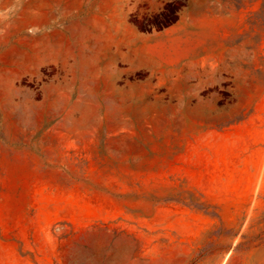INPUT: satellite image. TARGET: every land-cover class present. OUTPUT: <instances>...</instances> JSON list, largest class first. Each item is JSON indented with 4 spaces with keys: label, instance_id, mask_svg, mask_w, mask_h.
<instances>
[{
    "label": "rangeland",
    "instance_id": "rangeland-1",
    "mask_svg": "<svg viewBox=\"0 0 264 264\" xmlns=\"http://www.w3.org/2000/svg\"><path fill=\"white\" fill-rule=\"evenodd\" d=\"M18 1L0 0V264H264V0ZM75 11L78 62L56 32ZM134 33L144 60L108 55Z\"/></svg>",
    "mask_w": 264,
    "mask_h": 264
},
{
    "label": "bare ground",
    "instance_id": "bare-ground-1",
    "mask_svg": "<svg viewBox=\"0 0 264 264\" xmlns=\"http://www.w3.org/2000/svg\"><path fill=\"white\" fill-rule=\"evenodd\" d=\"M17 1V0H15ZM21 1V0H20ZM18 1V3L20 2ZM21 3V2H20ZM56 3V2H55ZM84 3V2H83ZM99 3V1L97 2ZM24 4V3H23ZM27 4V3H26ZM37 4V3H36ZM33 5V4H31ZM52 5V4H51ZM79 5V4H78ZM84 5V4H83ZM199 5V4H198ZM6 6V5H4ZM17 6V5H16ZM21 6V5H20ZM40 6V4H39ZM56 6V8H55ZM55 6H49L50 8V11L46 12L45 16H43V18H36L35 21L33 22L34 24H36L37 26L38 25H46V26H49L52 24V19H56L58 18L57 16V8H60L61 9V3L58 2V4H56ZM96 6V4L94 5ZM101 6V5H100ZM34 7V6H33ZM197 7H200V6H197ZM64 8V7H63ZM25 9V8H24ZM97 9V8H95ZM103 9V8H101ZM16 10V9H15ZM65 10V9H63ZM104 10V9H103ZM102 10V11H103ZM101 11V12H102ZM63 12V11H62ZM68 12V11H67ZM77 13V11H75ZM101 12H100V15H101ZM17 13V12H16ZM61 13V12H60ZM73 13V12H72ZM22 14V13H21ZM27 14V13H26ZM63 15V13H61ZM105 14V13H104ZM172 14V10L171 9H168L167 10V16L171 15ZM28 15V14H27ZM80 15L81 13L78 12L76 15H71V17L73 18V20L71 22H73L75 25L78 26V32H75L72 36L68 35L66 29H61L59 31H56L58 32L59 34H61L62 36V40H67L68 43H69V46H70V55H69V60H79V56H85V49L86 47L84 48L82 46V44L84 43V40H85V37L88 35V34H92V32L88 31V29L83 25L87 23V21L85 19H81L80 18ZM200 15V9L197 10V11H194V12H191V13H188L186 15V17H189L190 19H192L193 17H196ZM70 16V15H69ZM117 16V15H116ZM110 17V16H109ZM114 17V15H113ZM184 18V23H186V27L188 26V19L187 18ZM60 18V17H59ZM68 18V15L65 13L63 17H61V20H63V22L65 20H67ZM113 19V18H112ZM199 19V18H198ZM23 20V19H22ZM58 20V19H57ZM61 20H59L61 22ZM90 20V19H89ZM100 20V18H99ZM107 20V19H106ZM110 20V19H109ZM1 22V21H0ZM55 22V21H54ZM109 21H107L108 23ZM105 23V22H104ZM111 23V22H110ZM3 24V22H2ZM33 24V26H34ZM53 25V24H52ZM51 25V26H52ZM112 25V24H111ZM2 26V25H1ZM110 26V25H109ZM16 27V26H15ZM17 27H19V25H17ZM39 27V26H38ZM36 27V28H38ZM41 27V26H40ZM45 27V26H44ZM115 29V28H114ZM38 30V29H37ZM112 30V29H111ZM114 31V30H113ZM112 31V32H113ZM117 32V31H116ZM114 32V33H116ZM20 33V32H19ZM107 34V33H106ZM117 34V33H116ZM50 35V34H49ZM44 36V35H43ZM60 36V37H61ZM46 37V36H45ZM48 37V36H47ZM94 37H96V35H94ZM108 37V36H107ZM118 37V36H117ZM52 38V37H51ZM131 38V37H130ZM128 39V38H127ZM142 39V37H140L138 34H133L132 38H131V43H121V42H118L116 43L113 47L115 48V51H112L113 50V47L112 46H108L106 47V50L108 51V55L110 54L112 56V58L114 57L115 59L117 58H120L122 60H144L143 57L140 55L139 53V50L137 48H134L138 45V42ZM120 40V39H119ZM143 41V40H142ZM148 41H151V38H147L144 40V42H148ZM58 42V41H57ZM65 42V41H64ZM186 42V41H185ZM60 43V42H59ZM140 43V42H139ZM183 43V42H182ZM187 43V42H186ZM65 44V43H64ZM96 44H92V45H88L87 47L90 49V50H96V47L95 46ZM65 46V45H64ZM81 46V47H80ZM99 47V46H98ZM139 49L140 46H138ZM164 47V46H163ZM65 48V47H64ZM103 48V47H102ZM61 49L62 47H58L55 43H52V42H49L47 44H45L44 46L40 47L38 49V52L40 54L41 57L43 58H47V59H52V60H58L61 56ZM148 50V49H147ZM156 50V49H154ZM65 52V51H64ZM141 52V51H140ZM88 53V52H87ZM98 53V52H97ZM142 53V52H141ZM146 53V52H145ZM32 55V54H31ZM95 55V54H94ZM143 55V54H142ZM145 55V54H144ZM147 56V55H145ZM161 59V58H160ZM165 59V58H164ZM149 60V58L147 59ZM84 61V60H83ZM90 61V60H89ZM80 62V61H79ZM87 62V61H86ZM134 63V62H133ZM132 63V64H133ZM148 63V62H147ZM150 63V62H149ZM148 63V64H149ZM80 64V63H79ZM142 64V63H141ZM151 65V64H149ZM75 67V66H74ZM79 68V66L77 67V69ZM80 73V72H78Z\"/></svg>",
    "mask_w": 264,
    "mask_h": 264
},
{
    "label": "trees",
    "instance_id": "trees-1",
    "mask_svg": "<svg viewBox=\"0 0 264 264\" xmlns=\"http://www.w3.org/2000/svg\"><path fill=\"white\" fill-rule=\"evenodd\" d=\"M185 193H189L190 196L187 198V197H183L182 198V202L183 203H186L188 204L189 206H192L200 211H205L207 212L208 208H207V204L205 201H201L195 193H192V192H185ZM218 218V216H216ZM235 236H237V234H235ZM245 237V236H244ZM240 245H243V243H241Z\"/></svg>",
    "mask_w": 264,
    "mask_h": 264
}]
</instances>
